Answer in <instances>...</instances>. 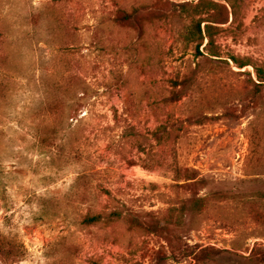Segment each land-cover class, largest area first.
Segmentation results:
<instances>
[{"label": "rangeland", "instance_id": "1", "mask_svg": "<svg viewBox=\"0 0 264 264\" xmlns=\"http://www.w3.org/2000/svg\"><path fill=\"white\" fill-rule=\"evenodd\" d=\"M170 1L200 0H0V232L26 250L14 264H264V86L227 59L264 63V0L201 3L227 18L209 29L213 59L207 38L203 55L186 45L192 18ZM173 164L211 197L173 243L108 218L179 209L190 191Z\"/></svg>", "mask_w": 264, "mask_h": 264}, {"label": "trees", "instance_id": "2", "mask_svg": "<svg viewBox=\"0 0 264 264\" xmlns=\"http://www.w3.org/2000/svg\"><path fill=\"white\" fill-rule=\"evenodd\" d=\"M203 1L204 0H200L195 4L189 1H183L180 3H175L174 1L170 2L174 7H176V9L179 8L180 13H185L187 16L192 18V22L186 27L187 30L183 38L186 45H192L195 53L203 55L200 53L199 48L202 45L204 38H207L208 42L206 44V51L208 56L206 57L213 59L209 56L219 57V52L211 47L213 44V39L209 29L214 28L213 23H225L227 18L226 16L222 17L220 14H211L209 19L208 17H200L203 12L200 11L199 8L202 6L201 3ZM210 3H212V1L207 0L206 5L208 6ZM221 7L225 8L224 5H221ZM131 17L132 14L121 9L118 10L117 20L119 22L133 24L136 21ZM204 22L205 29H202L201 23ZM137 27L140 29V26L137 25ZM227 59H229L238 68L252 65L258 81L250 78L249 83L256 90H258L261 86H264V63L257 65L250 58L239 57L236 55H228ZM227 59H224V63L228 65L229 63ZM171 126H173V124H170L166 121L165 123L159 125L155 130L151 131L150 134L154 139L160 142L162 141V138L165 137L163 135L170 134L169 130ZM172 173V180L175 181L176 186H188L190 194L187 198H184L181 201V207L179 209H175L174 207L167 208L168 213L166 215V219L159 221L155 218L153 215L154 213L152 212L150 213L152 216L149 219H146V217H142L138 213L132 212L131 210L123 215V213L118 209H111L108 213H106L108 218H124L129 228L159 234L160 236L164 237L168 244L173 243V236L175 232L172 230V228L183 226V221L187 214L190 218H193L198 217L203 212H205L208 208L211 197H209V191H205L202 194L199 193V190L201 188H205L206 185L204 180L205 178L203 175H201L198 169L173 164ZM215 194H218L216 195L217 197H224L223 193L220 191H216ZM215 194H212V196ZM187 205L188 208L185 212ZM101 218H103V212H97L91 215H86L83 220L85 223L92 224L99 222ZM25 252L26 250L21 242L15 238L7 237L0 232V262L2 264H14L19 262L25 256Z\"/></svg>", "mask_w": 264, "mask_h": 264}]
</instances>
